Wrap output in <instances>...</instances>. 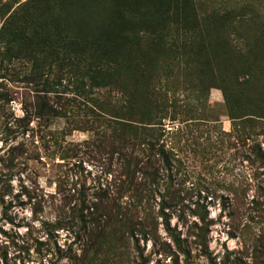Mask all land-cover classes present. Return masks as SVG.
Masks as SVG:
<instances>
[{
    "label": "rangeland",
    "instance_id": "rangeland-1",
    "mask_svg": "<svg viewBox=\"0 0 264 264\" xmlns=\"http://www.w3.org/2000/svg\"><path fill=\"white\" fill-rule=\"evenodd\" d=\"M20 1L0 0V26L9 10L3 4ZM110 1L85 3L86 18L112 12ZM119 1L139 13L152 3ZM194 3L199 17L211 3L241 17L203 32L201 44L215 53L227 54L224 37L233 28L250 39L261 34L255 24L264 25V0ZM186 12L185 27H162L182 43L199 36L189 35ZM217 41L221 47L210 46ZM182 43L163 53L131 49L134 111L163 101L165 110L155 111L156 124L133 130L125 157L111 116L122 112L123 97L105 75L52 68L35 85L25 80L19 44L10 52L0 44V264H264V76L249 86L259 93L256 108L245 109L249 120L234 122L221 89L200 98L201 55L187 42L188 57Z\"/></svg>",
    "mask_w": 264,
    "mask_h": 264
},
{
    "label": "trees",
    "instance_id": "trees-1",
    "mask_svg": "<svg viewBox=\"0 0 264 264\" xmlns=\"http://www.w3.org/2000/svg\"><path fill=\"white\" fill-rule=\"evenodd\" d=\"M88 1L23 0L15 7L4 3L3 10H9L0 26V44L7 43L8 52L13 49L14 44H19L21 47L18 50L19 55H22L25 62L27 60L25 64L28 71L25 80L35 85L43 78V73L52 72V68H69L61 71L66 74L74 68V73L105 75L107 87L116 88L123 97L120 104L122 112L116 115L111 113V116L118 121L123 148L121 153L124 157L127 151L126 144L133 142V130L142 128L140 126L147 128L156 124L153 121L157 116L155 111L165 110L163 101L153 110L147 108L145 103L146 108L141 107L139 112L134 111L136 68L133 63L135 58L131 55L132 48L136 45L158 47L157 51L163 53L169 47L167 44H181L182 42H178L180 37L169 38L168 34L162 31V27H166L167 23L184 26L182 15L186 11L193 15L189 35L199 36L190 38V41L184 36L181 48L182 50L187 48V55L191 57L193 47H188L186 43L195 44L201 55L198 81L200 98L202 99L211 87H217L222 91L223 105L228 117L240 123L245 122V119L249 120L246 118L245 109L250 106L256 108L254 100L259 94L255 93L259 87L256 78L264 76V41L260 42L264 38V25L255 24V30L259 29L261 32L258 35L262 37L260 40L258 36L250 39L247 34L233 28V36L224 37V41L231 44L230 47H226L227 54L221 50L215 53L208 46L201 44L204 41L203 32L208 30L211 32L213 29L222 31L227 20L232 24L234 18H241L238 14H232L233 8H223L222 11L214 6L215 3L205 4L204 8L210 6L211 10H207L209 14L199 17L195 0H152L143 13L136 11L131 2L112 0L109 3L113 7L112 12L104 13L98 19H88L85 15V3ZM54 8L59 10L57 14H54L56 11ZM155 26L160 28L155 29ZM15 40L19 42L12 43ZM222 43L217 41L210 46L215 49V45L221 47ZM50 52H53L52 60L48 55ZM13 53L18 55L17 51ZM46 60L49 62L46 63ZM148 66V63L141 64L140 71L146 72ZM122 72L131 78L129 86H125L128 83L125 81L127 75L120 76ZM253 83L258 87L250 90L249 86ZM153 89L151 88V91ZM144 100H147V94ZM108 111H113V107H108ZM163 117L159 116V119Z\"/></svg>",
    "mask_w": 264,
    "mask_h": 264
}]
</instances>
